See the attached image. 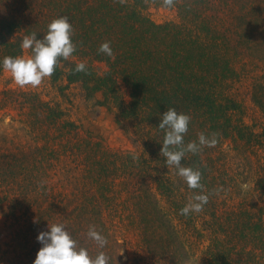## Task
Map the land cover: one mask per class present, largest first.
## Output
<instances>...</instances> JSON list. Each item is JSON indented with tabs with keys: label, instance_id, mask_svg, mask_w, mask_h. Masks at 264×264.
Returning a JSON list of instances; mask_svg holds the SVG:
<instances>
[{
	"label": "trees",
	"instance_id": "trees-1",
	"mask_svg": "<svg viewBox=\"0 0 264 264\" xmlns=\"http://www.w3.org/2000/svg\"><path fill=\"white\" fill-rule=\"evenodd\" d=\"M30 2L0 0V11L25 3L33 14H0V75L5 57L23 55L26 35L42 39L53 19L67 16L77 49L61 61L52 83L64 98L69 85H81L139 149L112 150L57 103L3 91L0 104L19 105V122L41 145L0 148V187L39 203L36 212L12 213L8 226L21 248L0 254V264H33L42 247L36 238L53 223L63 224L93 257L100 249L87 232L95 226L108 240L103 251L110 264H123L122 250L134 245L156 264H264V162L249 176L247 167L221 160L225 145L233 149L229 142L264 154V129L245 122L236 95L251 81L249 98L264 118V0H175L170 8L180 21L162 24L146 10L163 0ZM104 42L112 57L98 53ZM81 62L87 74L74 73ZM246 64L263 73L251 76ZM168 108L191 117L185 145L198 142L200 133L220 134L215 147L182 160L201 172L209 195L203 211L188 216L180 210L200 190L189 189L160 155L164 133L157 127ZM242 187L240 207L227 205L226 197ZM206 234L210 244L196 245Z\"/></svg>",
	"mask_w": 264,
	"mask_h": 264
},
{
	"label": "rangeland",
	"instance_id": "rangeland-1",
	"mask_svg": "<svg viewBox=\"0 0 264 264\" xmlns=\"http://www.w3.org/2000/svg\"><path fill=\"white\" fill-rule=\"evenodd\" d=\"M31 1L32 3L30 2V5H33L34 2L36 3V0ZM30 7L29 4L23 3L14 10L13 8L7 9L8 11L1 9L0 14L12 13L15 16L21 15L22 17L26 13L33 15L29 9ZM146 14L157 24L180 21L173 9L164 6L151 4L147 8ZM29 55L30 52L25 50L22 56L26 58ZM244 68L248 71L246 73L251 76L256 72L263 73V70L259 69L257 64H246ZM249 85H251V81L247 80L243 82L237 88L236 95L243 102V107L246 112L245 122L249 125H254L256 131H262L264 129V118L249 98ZM7 90L33 92L38 94L43 101L51 102L52 104L57 103L69 113L72 120L102 137L106 146L112 150L125 151L139 149L138 143L132 134L126 133L123 126L116 122L114 114L106 107L98 105L95 99L89 98L79 84L69 85L66 90L67 97L64 98L50 78H45L38 87L33 88L28 86L21 88L14 83L11 74L3 70L0 75V95L3 91ZM20 115H22V110L19 105L9 104L8 106H4L0 104V148L21 147L24 149H33L37 145H41L39 143L36 144L37 142L34 141L33 136L27 133L28 130H24V126L19 122ZM233 144L229 142L230 148L233 147L232 151H228L229 147L227 145L224 146V152L221 157L222 162L232 168L247 167L249 176L256 174L257 170H259L260 163L264 162V154L257 148L249 151L245 147H236ZM243 192L244 188L242 187L235 190L233 196L228 195L226 197L227 205L235 204L240 207L238 205L240 201L238 197L242 196ZM38 205L39 203H35L31 196H20L16 191H10L6 187H0V254L21 248V246L13 241L15 239L12 234V228L8 226L12 222V213L15 212L17 215H21L25 208H29L30 213L36 212ZM199 242H201L200 247H203V245L206 247L211 242L210 235L206 234L201 240H196V245ZM134 246L125 247L122 250L123 264H140L139 260L143 264H156L145 251L139 250L136 245Z\"/></svg>",
	"mask_w": 264,
	"mask_h": 264
},
{
	"label": "clouds",
	"instance_id": "clouds-1",
	"mask_svg": "<svg viewBox=\"0 0 264 264\" xmlns=\"http://www.w3.org/2000/svg\"><path fill=\"white\" fill-rule=\"evenodd\" d=\"M174 2L175 0H163V6L170 8ZM72 36L73 28L68 17L59 16L49 23L47 33L42 39H37L36 33L24 37L21 48L30 52L28 57L7 56L2 61V67L11 74L18 87H38L45 78L52 77L61 61H67L76 52L77 45L73 43ZM98 53L112 57L114 54L110 42L102 43ZM81 72L87 74V66L83 62L76 64L74 68V73ZM190 120L189 115L178 113L175 108H168L157 127L164 133L160 155L166 158V165L176 170L189 189L200 190V194H194L180 210L183 216L203 211L209 195L204 194L201 172L183 166L182 160L186 153L197 154L205 146L215 147L220 135L211 133L209 137L200 133L198 142L192 141L185 145L184 136ZM87 238L100 249L95 257L91 256L86 248L78 245L63 224H48L47 231L40 232L36 238L42 247L37 252L33 264H110V257L103 251L108 244L107 238L98 232L95 226H89Z\"/></svg>",
	"mask_w": 264,
	"mask_h": 264
}]
</instances>
